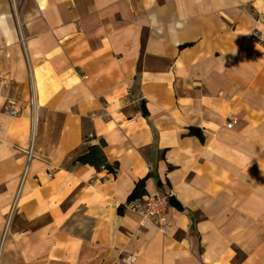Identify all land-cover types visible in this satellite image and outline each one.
<instances>
[{
  "label": "crops",
  "instance_id": "0c3cea01",
  "mask_svg": "<svg viewBox=\"0 0 264 264\" xmlns=\"http://www.w3.org/2000/svg\"><path fill=\"white\" fill-rule=\"evenodd\" d=\"M263 16L264 0H0V264H264ZM100 138L115 173L75 161ZM143 177L171 195L165 230L126 208Z\"/></svg>",
  "mask_w": 264,
  "mask_h": 264
},
{
  "label": "built area",
  "instance_id": "2783aa9c",
  "mask_svg": "<svg viewBox=\"0 0 264 264\" xmlns=\"http://www.w3.org/2000/svg\"><path fill=\"white\" fill-rule=\"evenodd\" d=\"M261 22L264 24V16L261 17ZM263 33L258 29L251 32L249 38L250 40L261 43L263 41ZM2 111L17 116L20 114L19 108L16 106L14 100H6L2 105ZM226 126L231 127L237 118L232 112H228L225 116ZM30 152V150H29ZM29 154V153H28ZM26 174V167L23 172V176ZM47 177L52 176L51 171H47ZM171 195L169 193H163L155 191L153 193L144 194L138 198L128 200L126 203V208L130 211L140 215L143 219L150 220L159 229L165 230L168 226L167 219V209L170 204ZM134 256L127 255L124 260L131 263Z\"/></svg>",
  "mask_w": 264,
  "mask_h": 264
},
{
  "label": "trees",
  "instance_id": "16d2710c",
  "mask_svg": "<svg viewBox=\"0 0 264 264\" xmlns=\"http://www.w3.org/2000/svg\"><path fill=\"white\" fill-rule=\"evenodd\" d=\"M189 134L195 135L199 138V140L203 141L204 137L202 131L199 128L190 127ZM105 146V141L103 139H98L96 143L88 144L84 153L79 155L75 161L82 163V164H89L93 166L95 169L104 168L108 172L115 173L116 168L118 167L117 162L109 163L103 153V147ZM145 179L143 177L136 181L133 189L127 196V200H131L134 198H138L145 193ZM171 200V199H170ZM172 201V200H171Z\"/></svg>",
  "mask_w": 264,
  "mask_h": 264
}]
</instances>
